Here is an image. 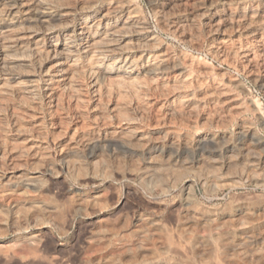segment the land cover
<instances>
[{
  "label": "rangeland",
  "instance_id": "rangeland-1",
  "mask_svg": "<svg viewBox=\"0 0 264 264\" xmlns=\"http://www.w3.org/2000/svg\"><path fill=\"white\" fill-rule=\"evenodd\" d=\"M102 1L95 0L93 5ZM126 1L141 25L135 31L126 29L131 36L126 50L133 55L130 58L138 79H132V85L121 83V96L113 83L105 91L93 86L85 70L86 58L78 54L81 78L73 91L76 100L60 89L56 96L61 102L53 106L40 88L47 78L44 38L38 37L39 56L30 34L24 33L19 40L24 47L20 57L26 71L22 73L36 79L40 96L32 124L0 137V264H264V122L253 108L258 101L264 110V33L258 38L253 30L250 37L246 34L252 18L264 27V0ZM66 2L61 9H73L74 15L67 30L78 43L75 30L82 12L75 0ZM243 14L252 17L246 20ZM218 25L224 27L222 33ZM147 54L165 65L158 82L142 77ZM8 99L16 101L10 95L0 102V125L5 130L12 125ZM115 102H120L121 117L127 122L124 131L115 125L111 111ZM22 108L18 102L14 110L21 117ZM34 123L40 128L38 134L30 129ZM133 128L152 132V139L146 137V144L138 143L132 139ZM84 129L94 139L106 137L107 141H79L76 135ZM243 129L248 135L242 138ZM110 132L117 140H110ZM205 133L215 139L196 145L195 139ZM31 137H39L56 172L50 177L42 172L37 181L20 184L10 178L17 166L27 173L45 162V157L22 155L16 157L20 165L9 163L11 150ZM127 140L133 147L124 143ZM67 141L74 148L66 157L68 168L58 154V143ZM152 165L156 172L140 174ZM191 174L205 177L204 182L188 186L184 179ZM241 174L245 178H239Z\"/></svg>",
  "mask_w": 264,
  "mask_h": 264
},
{
  "label": "bare ground",
  "instance_id": "bare-ground-1",
  "mask_svg": "<svg viewBox=\"0 0 264 264\" xmlns=\"http://www.w3.org/2000/svg\"><path fill=\"white\" fill-rule=\"evenodd\" d=\"M67 0H0V27L3 28L0 32V102L6 100V98L10 95L14 96L16 101L9 100L8 109L9 115L12 118L11 128L5 130L2 129L0 125V137L5 135L7 131H18L22 128L23 125L32 124L33 121V112L38 107L40 92L36 89L35 80L30 74L22 73L25 70V62L21 59L20 55L22 54V50L24 49L23 45L19 43L20 38L24 33L30 34L31 42L33 43L36 51V55L39 56L40 52H42L39 38L43 37L46 47L48 49V54H45L46 64H45V74L46 77L44 80V87H40L43 90V93L49 102L52 103L53 106L61 102L58 100L57 92L58 90L66 89L68 94H72L71 99L76 100V95L73 93L75 91L77 80L81 75V70L77 66L76 56L78 54L84 55L86 58V66L85 70L89 72L91 75V80L93 86L99 88L103 91L107 90L109 85L112 83L115 85L117 89V94L119 96L122 95V90L120 88V84L124 82H128L132 85V79L137 77V72L133 68V61L128 54L126 48L129 44L128 41L131 37L129 33L126 31L128 28L138 29L140 27V22L136 17L135 11L131 8L130 3L126 0H104L101 2L98 7L95 9V5H93L95 0H75L79 4L80 15L78 17V28L75 30L78 43H75L68 33L67 26L69 20H71L73 15V9L68 10L67 7L61 9L63 5H68ZM170 1V0H168ZM180 1V0H179ZM184 1V0H183ZM229 1V0H227ZM233 1V0H232ZM171 2V1H170ZM176 2V1H175ZM231 2V1H230ZM236 2V1H234ZM261 2V1H260ZM181 3V2H180ZM166 4V3H165ZM174 3L173 5H175ZM183 4V3H182ZM181 6H185L182 5ZM225 4V3H224ZM228 4V3H227ZM241 4V3H240ZM62 5V6H61ZM172 5V4H171ZM180 5V4H179ZM222 5V4H221ZM239 5V4H238ZM226 6V5H225ZM133 7V6H132ZM166 7V6H165ZM168 7V6H167ZM177 7V6H176ZM241 7V6H240ZM169 8V7H168ZM172 8V6L170 7ZM190 8V7H189ZM216 8V7H215ZM224 8V7H223ZM227 8V7H226ZM249 8V7H248ZM259 8V7H258ZM252 9V8H251ZM254 9V8H253ZM260 9V8H259ZM164 10V9H163ZM170 10V9H169ZM186 10V9H185ZM184 10V11H185ZM227 10V9H226ZM247 10V9H246ZM262 10V9H261ZM157 11V10H156ZM193 11V10H192ZM263 11V10H262ZM232 12V11H231ZM234 12V11H233ZM260 12V11H258ZM162 12H160L161 14ZM167 13V12H166ZM194 13V12H193ZM196 13V12H195ZM216 13V12H215ZM250 13V12H249ZM228 14V13H227ZM232 14V13H231ZM229 15V14H228ZM238 15V14H237ZM244 15V14H243ZM249 15V14H248ZM255 15V14H254ZM261 15V14H260ZM246 20L247 14L244 15ZM263 15H261L262 17ZM229 17V16H226ZM231 17V16H230ZM252 17V16H250ZM248 17V18H250ZM264 17V16H263ZM188 18V17H187ZM225 18V16H224ZM232 18V17H231ZM238 19V18H237ZM240 19V18H239ZM255 19V18H254ZM185 20V19H184ZM218 20V19H217ZM216 20V21H217ZM234 20V19H232ZM245 20V19H244ZM261 20V18H260ZM225 21V20H224ZM223 21V22H224ZM229 21V20H228ZM236 21V20H235ZM255 21V20H254ZM164 22V21H163ZM227 22V21H226ZM234 22V21H233ZM238 22H242L239 21ZM245 22V21H244ZM257 22L258 19H257ZM261 22V21H260ZM229 23V22H228ZM264 23V22H262ZM27 24V25H23ZM77 24V23H76ZM145 24V23H144ZM203 24V23H202ZM209 24V23H208ZM239 24V23H238ZM23 25V26H21ZM212 25V24H211ZM225 25V24H224ZM229 25V24H228ZM231 25V24H230ZM237 25V24H236ZM235 25V26H236ZM246 28V34L251 35L253 30V34L262 35L263 26L260 23L253 22V18L251 23ZM264 25V24H263ZM194 26V25H193ZM213 26V25H212ZM227 26V25H225ZM233 26V25H231ZM240 26V25H239ZM147 27V26H146ZM207 27V26H206ZM237 27V26H236ZM233 27V28H236ZM56 28H59L56 30ZM142 28V27H141ZM224 27L218 25L217 30L223 31ZM242 28V26L240 27ZM71 29V27H70ZM130 29V30H131ZM229 29V28H228ZM144 30V29H143ZM241 30V29H240ZM72 31V30H71ZM137 31V30H136ZM138 32V31H137ZM150 32V31H149ZM218 33V32H217ZM222 33V32H221ZM243 33V32H242ZM216 34V33H214ZM220 34V33H219ZM223 36V35H222ZM246 36V35H245ZM39 37V38H38ZM254 37V36H253ZM140 38V37H139ZM142 39V38H141ZM145 39V38H144ZM136 40V39H135ZM140 39H138L139 41ZM255 40V39H254ZM189 41V40H188ZM222 41V40H221ZM261 41V40H260ZM133 42V41H132ZM140 42V41H139ZM262 42V41H261ZM222 44V43H221ZM32 45V46H33ZM131 45V44H130ZM134 45V44H133ZM217 45V44H216ZM235 45V44H234ZM43 46V45H42ZM147 47V46H146ZM154 47V46H151ZM225 47V45H224ZM263 47V45H262ZM261 47V48H262ZM145 48V47H144ZM150 48V47H149ZM214 48V47H213ZM29 49V48H28ZM32 49V48H31ZM135 49V48H134ZM26 50V49H25ZM44 50V48H43ZM220 50V49H219ZM263 50V49H262ZM24 51V50H23ZM34 51V52H35ZM132 51V50H131ZM241 51V50H240ZM30 52V51H29ZM33 52V51H32ZM34 52L32 54H34ZM45 52V51H44ZM225 52V51H224ZM26 53V52H25ZM144 53V52H143ZM156 53V52H155ZM159 53V52H158ZM222 53V52H221ZM135 54V53H134ZM137 54V53H136ZM250 54V53H249ZM257 54V53H256ZM148 55V54H147ZM224 55V54H223ZM252 55H255L253 53ZM259 55V54H258ZM257 55V56H258ZM24 56V55H23ZM47 56V57H46ZM143 56V55H142ZM165 56V55H164ZM245 56V53H244ZM249 56V55H248ZM261 56V55H260ZM33 57V56H32ZM82 57V56H81ZM148 55L144 62L142 68V77L149 81L158 82L159 79L163 78V67L160 62H155L153 58ZM156 55H154V58ZM161 57V56H160ZM181 57V56H180ZM252 57V56H250ZM256 57V55H255ZM31 58V57H30ZM83 58V57H82ZM141 58V57H140ZM150 58V59H149ZM224 58V56H223ZM243 58V57H242ZM253 58V57H252ZM251 58V59H252ZM32 59V58H31ZM43 59V58H42ZM250 59V60H251ZM34 60V59H33ZM163 61V59H160ZM205 60V59H204ZM255 60V59H254ZM36 61V60H35ZM34 61V62H35ZM42 61V60H41ZM252 61V60H251ZM250 61V62H251ZM38 62V61H37ZM84 62V61H83ZM141 62V61H140ZM255 62V61H254ZM27 63V62H26ZM36 63V62H35ZM80 63V62H79ZM138 63V62H137ZM259 63V62H258ZM37 64V63H36ZM112 65L111 69H108L109 65ZM245 64V63H244ZM251 64V63H250ZM163 65V64H162ZM170 65V64H169ZM258 65V64H257ZM28 66V65H27ZM40 66V65H39ZM44 66V65H43ZM140 66V65H139ZM172 66V65H171ZM188 66V64H187ZM254 66V65H251ZM190 67V66H189ZM250 67V66H249ZM141 68V67H140ZM187 68V67H186ZM205 68V67H204ZM253 68V67H251ZM27 69V68H26ZM178 69V68H177ZM181 69V68H180ZM198 69V68H197ZM200 69V68H199ZM209 69V68H208ZM255 69V68H254ZM43 70V69H42ZM84 70V69H83ZM196 70V69H195ZM250 70V69H249ZM253 70V69H252ZM177 71V70H176ZM198 71V70H197ZM179 72V71H178ZM254 72V71H252ZM86 73V72H85ZM175 73V72H174ZM196 73V72H195ZM83 74V73H82ZM166 74V73H165ZM168 74V73H167ZM264 74V73H263ZM175 75V74H174ZM88 76V73H87ZM178 76V75H177ZM197 76V75H196ZM139 77V76H138ZM172 77V75H171ZM179 77V76H178ZM184 77V76H183ZM86 78V77H85ZM89 78V77H87ZM180 78V77H179ZM256 78V77H255ZM138 79V78H136ZM167 79V77H166ZM260 79V78H259ZM141 80V79H139ZM172 80V79H171ZM229 80V79H228ZM78 81V82H77ZM83 81V80H82ZM203 81V80H202ZM211 81V80H210ZM42 82V81H41ZM165 82V81H164ZM234 82V81H233ZM149 83V82H148ZM179 83V82H178ZM181 83V82H180ZM187 83V82H186ZM91 84V85H92ZM160 84V82H159ZM162 84V83H161ZM41 85V86H43ZM153 85V84H152ZM157 85V84H156ZM214 85V84H213ZM222 85V84H221ZM225 85V84H224ZM236 85V84H235ZM79 86V85H78ZM127 86V85H126ZM229 86V85H228ZM262 86L264 88V77L262 80ZM124 87V86H121ZM136 87V86H134ZM95 88V90H96ZM131 88V87H130ZM138 88V86H137ZM136 88V89H137ZM92 89V88H89ZM234 89V88H233ZM235 90V89H234ZM41 91V90H40ZM93 91V89L91 90ZM97 91V90H96ZM138 91V90H137ZM136 91V92H137ZM221 91V87H220ZM65 92V91H64ZM139 92V91H138ZM142 92V91H141ZM219 92V91H218ZM63 93V91H62ZM92 93V92H91ZM216 93V92H215ZM229 93V92H228ZM128 94V93H127ZM151 94V93H150ZM213 94V93H212ZM224 94V93H223ZM97 95V94H96ZM114 95V93H113ZM189 95V94H188ZM200 95V94H199ZM211 95V94H209ZM80 96V95H79ZM91 96V95H90ZM144 96V95H143ZM229 96V95H228ZM42 97V96H41ZM67 97V96H66ZM70 97V96H69ZM67 97V98H69ZM94 97V96H93ZM106 97V96H105ZM117 97V95H116ZM189 97V96H188ZM227 97V96H226ZM81 98V97H80ZM79 98V100H80ZM171 98V97H170ZM234 98V96L232 97ZM236 98V97H235ZM43 99V98H42ZM91 99V98H90ZM96 99L97 96H96ZM165 99V98H164ZM18 100V101H17ZM72 100V101H73ZM125 100V99H124ZM227 100V99H226ZM45 101V100H44ZM63 101V100H62ZM69 101V100H68ZM71 101V102H72ZM110 101V100H109ZM115 101V100H114ZM22 102V114L20 116V112L14 111L17 107V103ZM81 102V101H80ZM113 102V101H112ZM254 102V100H253ZM46 103V102H45ZM98 103V102H97ZM230 103V102H229ZM257 103H259L257 101ZM253 103L254 110L258 113L260 120L264 122V110L257 104ZM165 104V103H164ZM235 104V103H234ZM50 105V104H48ZM81 105V103H80ZM125 105V104H124ZM228 105V104H227ZM3 106V104H2ZM37 106V107H36ZM78 106V105H77ZM127 106V105H126ZM229 106V105H228ZM234 106V105H233ZM120 102H115L112 104L111 111L115 117V125L117 129L120 131H124L128 129L126 119L121 117V109ZM125 107V106H124ZM129 107V106H128ZM19 108V107H18ZM54 108V107H53ZM73 108V107H72ZM75 108V107H74ZM143 108V107H141ZM140 108V110H141ZM216 108V107H215ZM6 110L5 108H2ZM1 109V110H2ZM21 109V107H20ZM38 109V108H37ZM55 109V108H54ZM61 109V108H60ZM127 109V108H125ZM47 110V109H46ZM135 110V109H134ZM173 110V108H172ZM49 111V110H48ZM98 111V110H97ZM189 111V110H188ZM4 112V111H3ZM8 112V111H7ZM38 112V111H37ZM82 112V111H81ZM128 112V111H127ZM141 112V111H140ZM140 112H138L140 114ZM184 112V111H183ZM199 112V111H198ZM225 112V111H223ZM229 112V111H228ZM99 113V112H98ZM151 113V112H150ZM185 113V112H184ZM21 114V115H22ZM35 114V113H34ZM38 115V113H36ZM49 114V113H48ZM159 114V113H158ZM165 114V112H164ZM172 114V113H171ZM219 114V113H218ZM3 115V114H2ZM8 115V114H7ZM47 115V114H46ZM98 115V114H97ZM111 115V114H110ZM163 115V114H162ZM207 115V114H205ZM50 116V115H49ZM127 116V115H126ZM201 116V115H200ZM204 116V115H203ZM148 117V116H147ZM162 117V116H161ZM167 117V116H166ZM164 117V118H166ZM10 118V119H11ZM59 117H57L58 119ZM137 118V117H136ZM143 118V117H142ZM151 118V117H150ZM193 118V117H192ZM205 118V117H204ZM37 119V118H36ZM168 119V118H167ZM171 119V118H170ZM61 120V119H60ZM128 120V119H127ZM3 121V120H1ZM156 121V120H155ZM160 121V120H159ZM166 121V120H165ZM183 121V120H182ZM59 122V121H58ZM158 122V121H157ZM178 122V121H177ZM4 123V122H2ZM36 123V122H35ZM34 123L32 126L33 131L37 134L40 131V128ZM52 123V122H51ZM60 123V122H59ZM58 123V125H60ZM215 123V122H214ZM5 124V123H4ZM54 124V123H53ZM64 124V123H63ZM243 124V123H242ZM43 125V124H42ZM48 125V124H47ZM155 125V124H154ZM191 125V124H190ZM264 125V124H263ZM4 126V125H3ZM52 126V125H51ZM55 126V125H54ZM63 126V125H61ZM59 127V126H58ZM65 127V126H64ZM139 127V126H138ZM62 128V127H60ZM58 128V129H60ZM241 128V127H240ZM246 128V127H245ZM64 129V128H63ZM95 129V128H94ZM151 129V128H150ZM176 129V128H175ZM215 129V128H214ZM222 129V128H221ZM248 129V128H247ZM250 129V128H249ZM42 130V129H41ZM72 130V129H71ZM236 130V129H235ZM32 131V130H31ZM44 131V130H43ZM62 131V130H61ZM112 131V130H111ZM118 131V132H120ZM184 131V130H183ZM42 132V131H41ZM57 132V130L55 131ZM65 132V131H64ZM117 132V131H116ZM129 132V131H128ZM132 139H136L138 143L146 144V137L152 139V132L145 133L142 131V128H133L131 129ZM148 132V131H147ZM30 133V132H28ZM58 133V132H57ZM237 133V132H236ZM69 134V133H68ZM98 134V133H97ZM94 134V135H97ZM111 134V132L109 133ZM125 134V132H124ZM127 134V133H126ZM160 134V133H159ZM158 134V135H159ZM162 134V133H161ZM35 135V133H34ZM131 135V134H130ZM204 136L202 134L201 137L196 138V145H198L202 140L210 139L214 140L215 136L212 134H206ZM247 132L243 130L240 131L239 136L245 137ZM251 135V134H250ZM38 136V135H37ZM99 136V135H98ZM109 136V135H107ZM124 136V135H123ZM127 136V135H126ZM155 136V134H154ZM157 136V135H156ZM161 136V135H160ZM76 137L81 142L86 143H96L98 140H106L104 138H93L91 137L90 130L84 129L76 135ZM110 140H117L115 135H110ZM220 137V136H219ZM255 137V136H254ZM21 138V137H20ZM39 137L36 138H26L25 141L16 149L11 150L9 158V163L16 165H20L17 163L16 157H24L22 155L31 156V158H36L38 156L44 158L45 162L40 167H31L32 170L30 172H22L20 169L12 172L10 178L15 180V182L20 184H29L33 181H37L38 175L44 172L47 176H53L56 172L55 163L48 157H46V150L44 152V148L42 144L38 141ZM119 138V136H118ZM167 138V137H166ZM172 138V137H171ZM218 138V137H217ZM221 138V137H220ZM256 138V137H255ZM10 139V138H9ZM58 139V138H57ZM131 139V140H132ZM161 139V138H160ZM174 139V138H173ZM225 139V138H224ZM72 140V139H71ZM122 140V139H121ZM134 140V141H136ZM172 140V139H171ZM170 140V141H171ZM181 140V139H180ZM220 140V139H219ZM11 141V140H10ZM17 141V140H15ZM98 141V143H99ZM148 141V140H147ZM154 141V140H153ZM169 141V142H170ZM176 141V140H175ZM183 141V140H182ZM189 141V140H187ZM222 141V138L221 140ZM229 141V140H228ZM227 141V142H228ZM234 141V140H233ZM243 141V140H242ZM18 142V141H17ZM16 142V143H17ZM60 142V141H59ZM77 142V141H76ZM155 142V141H154ZM213 142V141H212ZM231 142V141H230ZM13 143V142H12ZM79 143V142H78ZM109 143V141H108ZM126 145L133 147L131 141H125ZM165 143V142H164ZM172 143V142H171ZM180 143V142H179ZM189 143V142H188ZM192 143V141H191ZM60 145V154L62 165L68 168L69 163L67 161L68 153L73 151V142L67 141L66 144L58 143ZM75 144V143H74ZM137 144V143H136ZM157 144V143H156ZM184 144V143H183ZM187 144V143H186ZM210 144V143H209ZM220 143H218L219 145ZM235 144V143H234ZM247 144V143H246ZM57 145V144H56ZM82 145V144H81ZM216 145V144H215ZM227 145V144H226ZM224 145V146H226ZM46 146V144H45ZM84 146V145H83ZM100 148L105 145L97 144ZM183 147V145L181 144ZM188 146V145H187ZM194 146V145H193ZM211 146V145H210ZM174 147V146H173ZM178 147V146H177ZM221 147V146H220ZM6 148V147H5ZM58 148V147H57ZM80 148V147H79ZM91 148V147H90ZM126 148V147H125ZM129 148V147H128ZM140 148V147H139ZM215 148V147H214ZM228 148V147H227ZM246 148V147H245ZM252 148V147H249ZM2 149V148H1ZM46 149V148H45ZM216 149V148H215ZM132 150V149H131ZM135 150V149H134ZM171 150V149H170ZM222 150V149H221ZM229 150V149H228ZM231 150V149H230ZM251 150V149H250ZM255 150V149H254ZM162 151V150H161ZM197 151V150H196ZM246 151V150H245ZM99 152V151H98ZM163 152V151H162ZM161 152V153H162ZM184 152V151H183ZM230 152V151H229ZM97 153V152H96ZM116 153V152H115ZM168 153V152H167ZM227 153V152H226ZM101 154V153H100ZM113 154V153H112ZM148 154V153H147ZM154 154V151H153ZM201 154V153H198ZM231 155V153H229ZM73 155V154H72ZM130 155V154H129ZM156 155V154H154ZM171 155V153H170ZM58 156V155H57ZM232 156V155H231ZM7 157V156H6ZM5 157V158H6ZM69 157V156H68ZM74 157V156H73ZM99 157V156H98ZM101 157V156H100ZM99 157V158H100ZM133 157V156H132ZM150 158V155H148ZM180 157V156H179ZM185 157V156H184ZM222 157V155H221ZM80 158V157H79ZM96 158V157H95ZM94 158V159H95ZM164 158V157H163ZM178 158V157H177ZM212 158V157H211ZM215 158V157H214ZM227 158V157H226ZM37 159V158H36ZM148 159V158H147ZM161 159V158H160ZM165 159V158H164ZM180 159V158H179ZM228 159V158H227ZM33 160V159H29ZM74 160V159H72ZM146 160V159H145ZM149 159L148 162H150ZM172 160V159H171ZM183 160V159H182ZM198 160V159H197ZM204 160V159H203ZM202 160V161H203ZM211 160V159H210ZM217 160V159H216ZM38 160H36L37 162ZM147 161V160H146ZM153 161V160H152ZM151 161V162H152ZM173 161V160H172ZM187 161V160H186ZM215 161V160H214ZM239 162V159L237 160ZM250 161V160H249ZM248 161V163H249ZM253 161V160H251ZM22 162V160H21ZM20 162V163H21ZM35 162V161H34ZM81 162V161H80ZM166 162V161H165ZM189 162V161H188ZM193 162V161H192ZM191 162V163H192ZM200 162V161H199ZM213 162V161H212ZM233 161H231L232 163ZM17 163V164H16ZM181 163V162H180ZM190 163V164H191ZM202 163V162H201ZM230 163V164H231ZM242 163V162H240ZM57 164V163H56ZM153 164V163H152ZM171 164V163H170ZM233 164V163H232ZM238 164V163H237ZM247 164V163H246ZM77 165V164H76ZM157 165V164H156ZM174 165V164H173ZM184 165V164H183ZM207 165V164H205ZM257 165V164H256ZM60 166V165H59ZM149 166V165H148ZM148 170L140 173L141 175H148L156 172L157 168L152 165ZM159 166V165H158ZM163 166V165H162ZM179 166V165H177ZM181 166V165H180ZM215 166V165H214ZM232 167V165H230ZM229 166V167H230ZM234 166V165H233ZM237 166V165H236ZM11 167V166H10ZM183 167V166H182ZM208 167V166H207ZM228 167V166H227ZM58 168V167H57ZM160 168V167H159ZM177 168V167H176ZM180 168V167H178ZM177 168V169H178ZM212 168V167H211ZM30 169V168H29ZM263 169V168H262ZM193 170V169H192ZM29 171V170H28ZM66 171V169H65ZM139 171V170H138ZM239 171V170H238ZM253 171V170H252ZM258 171V170H257ZM188 172V171H187ZM190 172V171H189ZM197 174L198 172L195 171ZM163 173V172H162ZM137 174V173H136ZM222 174V173H221ZM225 174V173H223ZM170 175V174H169ZM220 175V174H219ZM44 176V175H43ZM152 176V175H151ZM162 176V175H161ZM185 176V175H184ZM241 178L243 175H239ZM153 177V176H152ZM244 177V176H243ZM242 177V178H243ZM6 178V177H5ZM9 178V179H10ZM245 178V177H244ZM203 176L191 174L189 177L184 179V182L189 186L194 182H204ZM207 179V178H206ZM237 179V178H236ZM60 180V179H59ZM5 181V180H4ZM12 181V182H13ZM226 182V181H225ZM56 184V183H55ZM64 184V183H63ZM167 184V183H166ZM52 186V185H51ZM165 186V185H164ZM163 186V187H164ZM53 187V186H52ZM53 189V188H52ZM51 189V190H52ZM55 208V207H54ZM49 209V208H48ZM51 209V208H50ZM36 213V212H35ZM53 217V216H52ZM213 217V216H212ZM53 220V219H52ZM56 222V221H55ZM46 222L40 224V227H45ZM143 226V225H142ZM245 238V237H244ZM256 238V237H255ZM249 239V238H247ZM243 240V239H241ZM239 241V240H237ZM42 245V244H41ZM41 245L39 247H41ZM245 247V246H244ZM240 249V248H239ZM246 249V248H245ZM231 250V249H230ZM169 252V251H168ZM141 254V253H140ZM154 255V254H153ZM181 264V263H180Z\"/></svg>",
  "mask_w": 264,
  "mask_h": 264
}]
</instances>
